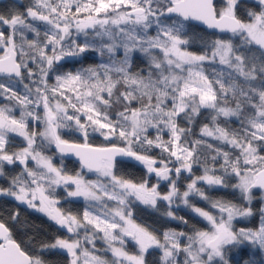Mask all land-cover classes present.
<instances>
[{
	"label": "snow or ice",
	"instance_id": "1",
	"mask_svg": "<svg viewBox=\"0 0 264 264\" xmlns=\"http://www.w3.org/2000/svg\"><path fill=\"white\" fill-rule=\"evenodd\" d=\"M237 3L238 0H227L226 7L217 12L214 0H59V3L56 0H35L24 14L0 15V25L10 30L7 34L0 31V74L9 78L8 84L0 83V95L8 100L15 99L20 106L19 118L13 107H0V175L5 164L22 166L20 174L12 178L10 185L0 188V197H10L19 205L44 214L69 234L78 236V230L85 229L88 242H91L88 226L95 233L102 232L115 257L112 264H145L144 255L151 248L161 250L162 264H176L179 252L185 254V264H229L226 249L245 242L264 252V207L260 209L261 224L257 230L240 229L238 232L233 229L232 221L253 215L251 207L240 208L216 201L212 208L218 210L219 217L193 207L195 213L208 221L210 229L191 235L165 231L162 239L131 219L132 198L154 209L159 201H164L168 205L166 216L177 219L172 209L175 201L181 199L188 206V197L193 193L207 199L197 187L198 182L226 186L229 167L230 174L237 179L233 187L240 191L245 201H251L252 189L264 190V167H257L264 165V157L258 158V149L264 148V53L258 58L250 54V47L245 48V45L255 44L264 49V0H258L259 12H249L248 22L236 17ZM173 14L180 19H173ZM189 20L201 21L209 28H218L239 37V45L223 39L213 42L211 60L218 59L224 66L216 74L215 81L203 69L205 61L209 60L208 55L195 54L184 47L188 43L184 38V23ZM34 21L46 25L45 38L28 41L32 52L25 60L24 45L17 44V36L27 30L39 37L40 29L33 24ZM73 26L76 33L85 35L84 43H78ZM89 29L100 38L99 41L87 39ZM153 29L155 35L150 34ZM121 49L123 56L117 60ZM89 50L98 51L102 57L107 55V61L97 67L57 74L55 85L47 83L54 66H60L67 57ZM136 53L147 58L146 73L143 69L132 71ZM29 61L38 65L43 76L41 82H37L36 73L28 66ZM24 71L35 85V91L25 85L27 92L21 96L13 89L12 81L16 78L22 81ZM257 81L259 88L256 87ZM120 87L123 91L119 92L117 99L123 103V110L113 120L107 109ZM230 95L235 100V107L228 105ZM145 99L147 103H143ZM137 101L141 102V107H132ZM41 106L43 116L35 110ZM201 108L216 113L212 117L214 122L220 116L242 118L246 108L249 114L241 121L243 132L240 134H230L221 127L211 129L207 125L201 129L203 136L238 149L239 156L233 162L229 154L223 152L221 167L225 175H216L213 169L205 167L204 174L192 178L187 190L181 193L176 180L172 179L173 168L177 177L182 172L191 175L199 158L195 146H189L184 139L185 130L180 128L177 119L184 114L191 121ZM29 120L43 123L44 130L30 132ZM73 123L85 137L91 128L106 139L118 137L126 146L83 151L81 145L69 144L59 134L62 127H72ZM149 129H156L155 140L149 138ZM165 129L169 133L167 142L160 135ZM12 135L23 138L25 146L9 152ZM37 137L49 145L54 144L60 153L74 151L82 166L98 172L104 182L85 180L80 174L65 175L62 169L54 166L52 158L44 154L42 146H37ZM199 143L201 141L196 142ZM137 144L143 151L135 150ZM83 147L87 148V145ZM152 147L167 153V159L157 160L146 154ZM220 154L221 151L217 150V155ZM116 156L139 162L149 177L155 174L158 182L169 181L168 191L161 193L158 183L149 186L148 179L136 183L116 176L113 171ZM212 159L215 161L217 156ZM29 161L34 167H29ZM69 184L75 185V190H69ZM61 185L65 186L69 197H83L85 201L94 202L101 211L86 208L83 222L77 215L62 211L58 206L60 201L54 195ZM18 215V212L13 214L12 219H17ZM179 219L183 220L182 217ZM125 237L135 242L138 254L132 255L123 247L114 246L117 242L122 246ZM49 247L66 252L69 264H80L81 255L89 256L87 251L81 252V240L73 239L71 235L67 239L57 238ZM92 260L95 264H108L96 256ZM0 264H42L40 259H33L21 249L4 221H0Z\"/></svg>",
	"mask_w": 264,
	"mask_h": 264
},
{
	"label": "trees",
	"instance_id": "2",
	"mask_svg": "<svg viewBox=\"0 0 264 264\" xmlns=\"http://www.w3.org/2000/svg\"><path fill=\"white\" fill-rule=\"evenodd\" d=\"M221 1L222 0H215L214 5L216 10L221 6ZM34 2L35 0H22L20 5H17L9 0L1 2L0 15L9 16L10 14H24L26 9L32 6ZM56 2L59 3V0H56ZM82 2H86V0H82ZM259 11L260 6L258 0H238L237 5L235 6L236 17L244 22L250 20L249 12ZM173 19L180 18L173 17ZM33 24L40 29L39 37H37L35 33L29 32L27 30H25L23 34H18L17 36V44L19 45L23 43L24 45L23 59L25 60H28V56L32 52V50H30L28 47V41L37 39L42 41L45 38L44 30L46 25L39 21H34ZM0 31H5L7 34L10 30L4 25H0ZM183 31L184 38L188 41L184 47L188 51L195 54H207L209 56L211 46L216 39H228L231 40L234 45L240 44L239 37L234 34L218 35L210 33L189 22L184 23ZM88 32L89 35L87 39L89 41H99L100 38L95 36V33L92 29H89ZM73 34L74 36H78V43H84L85 35L83 33H76L75 29H73ZM150 34L155 35L154 29L151 30ZM248 47L251 48L250 54H254L258 58L262 53H264V50L260 49L258 45H245V48ZM122 56L123 50L121 49L117 53L116 59L119 60L122 58ZM135 57L136 58L132 64V71L137 72L143 69L146 73L148 70L147 58L139 53H136ZM105 61H107V55L102 57L98 51L94 50H89L75 57H67L62 63H60V66H54V69L50 72V76L47 79V83L50 86L55 85V77L57 74L62 75L70 71L76 72L82 68L97 67ZM28 66L34 70L36 75L40 73L37 64L29 61ZM223 68L224 66H221L217 60L213 62L211 59H209L203 64L205 74L208 75L213 81H215L216 74H218ZM214 70L216 71L214 72ZM226 74L227 70L225 69V75ZM41 81V79H37L38 83ZM0 83L8 84L9 80L6 78H0ZM25 85H28L33 91H35V85L26 77V73H24V79L22 81L15 79L12 81L13 89L21 96L27 92ZM216 87L218 90L219 86L217 85ZM256 87L259 88V81L256 82ZM121 91H123V87H120L116 90L115 95L112 97L111 106L107 109L108 114L113 118V120H115L116 114L123 110V103L117 99L119 92ZM2 96L3 95H0V97ZM256 102L259 103L258 97H256ZM143 103H147V100L145 99ZM228 105L230 107H235V100L231 97V95L229 96ZM2 106L13 107L14 114L19 117L20 106L15 99L8 100L7 98H4L0 100V107ZM168 106L171 107L170 101ZM132 107H141V102H134ZM35 110L40 112L42 110V106ZM69 111H71V109H69ZM248 114L249 110L246 108L244 117L242 118L235 116L226 118L220 116L215 122L212 120V117L216 115V113L213 110L207 108H201L199 113L191 118V121H189L187 116L181 114V116L177 119V123L179 124L180 128L185 130L184 139L189 143V146H195L196 154L199 158V163L193 165L191 175L189 173L187 174L186 172H182L178 177L176 184L181 193L186 190V185L190 183V179L202 176L204 174L205 167L213 169L214 174L216 175H225V170L221 167V165L224 164V157L222 155L223 152H227L229 154L230 161L233 162L236 160L237 156H239L238 149H235L223 141L213 137L203 136L201 129L207 125L211 129H214L215 127H221L227 130L230 134H240L243 132L241 121L242 119H246ZM28 126L29 131L31 132L32 120L28 121ZM61 135L66 141H80L79 131L76 130L74 123L73 126L70 127V131H63ZM160 135L164 142L169 140V133L166 129ZM156 136V129H149V138L155 140ZM86 139L87 143L99 146L125 144L122 140L115 136H109L106 139L105 136L99 131H92L91 128H89ZM39 141L40 140H38L37 137V146H42L45 155L53 154L51 149L47 148V146L43 145ZM197 141H201V143L196 144ZM134 147L137 151H143L139 144L135 145ZM217 150L221 151L220 155H217ZM146 154L157 160H160L161 158L167 159V153L162 152L160 148L156 147L149 149ZM213 156H217L215 161L212 159ZM259 157H264V148L258 149V158ZM59 160L60 162L57 165L60 169H62L63 173L73 175L77 172L78 168L75 162L65 159ZM240 164L241 167H243L242 158L240 160ZM257 167H264V165H258ZM113 171L115 172L116 176L123 177L136 183H141L145 179H148L149 186L155 183L152 175L149 177L144 167L134 165L130 162L117 161L114 165ZM20 172V169L17 170V168L5 164L3 166V174L0 175V188L8 187L12 178L20 174ZM228 173L229 174L226 178V186H209L202 181L198 182L197 187H199L200 190L205 193L207 199L201 198V196L198 194H191L188 197L189 204L214 214L217 213V209L212 208V203L216 201L235 204L240 208L251 207L253 215L235 220L234 224L241 228L254 229L257 227L260 221V207L262 206V200L260 197H256V193H254L251 201L247 203L241 196L240 192H238L233 187L237 179L235 176L230 174V167L228 168ZM160 191L161 193L167 192L168 187L162 185L160 187ZM54 195L60 199L59 207L64 212H70L73 215H77L79 218H81L84 208L83 201L66 198L64 199V191L61 190L55 191ZM130 207L132 209L133 216L146 224L154 233L160 236L161 239L165 231H175L177 233L183 232L186 235H191L194 232L202 230L204 227H206V223L198 215H195L187 207L182 206L181 204H179V206L174 205V208H177V211L183 220L171 219L167 217L166 212L168 211V205L164 201H159L155 209L140 204L135 200L134 202H131ZM17 212L19 213L18 218L13 220L12 216ZM174 214L176 215L177 213ZM0 221H4L8 224L13 239L21 246V249L33 259H40L42 264H69V258L65 252L48 248V245L55 239L66 237V235H64V233L60 231L57 226L47 219L43 214L32 209H28L26 205H19L10 197H0ZM184 221H186V223ZM181 239L184 240L185 243L187 242L184 237ZM225 256L229 260V264H246V262H249V264H264V254L260 252L258 248L249 243H244L243 245H238L235 247H229L226 249ZM161 257V252L158 249H150L145 255V261L147 264H162ZM175 259L177 264H185V254L183 252H179Z\"/></svg>",
	"mask_w": 264,
	"mask_h": 264
},
{
	"label": "rangeland",
	"instance_id": "3",
	"mask_svg": "<svg viewBox=\"0 0 264 264\" xmlns=\"http://www.w3.org/2000/svg\"><path fill=\"white\" fill-rule=\"evenodd\" d=\"M226 5H227V0H222L221 1V6L219 7V9H217V12H220L223 8H225L226 7ZM216 9V8H215ZM249 21V20H248ZM248 21H246V22H248ZM73 29H75L74 28V26H73ZM233 34V33H232ZM217 40V39H216ZM223 40H225V39H223ZM226 40H228V39H226ZM187 50V49H186ZM264 50V49H263ZM211 51H212V48H211ZM211 51H210V53H209V59H211ZM0 55H2V52H0ZM217 61H218V59H217ZM24 73H26V77H27V72H24ZM40 77L41 78H43V76H42V74L41 73H39V74H37L36 75V79H40ZM7 80H9V79H7ZM5 97L4 96H2V97H0V100H2V99H4ZM56 103V101L54 102L53 101V104H55ZM39 114L41 115V116H43V108H42V110L39 112ZM196 115V114H195ZM195 115H193L192 117H194ZM18 117V116H17ZM19 118V117H18ZM32 131H36V132H41V131H43L44 130V124L43 123H40V124H37L35 121H32V129H31ZM63 131H70V127H62L60 130H59V134H60V136H61V138H62V135H61V133L63 132ZM17 137H19V136H17ZM20 139H21V141H19L20 142V144L19 145H17V146H19L20 148H22L23 146H25V142H24V140H23V138H21V137H19ZM63 139V138H62ZM79 139H80V143H87V139H86V137L84 136V134L82 133V132H80L79 131ZM10 140L12 141V139L10 138ZM38 140H40L39 142L40 143H42L43 145H45V146H47V148H49L51 145H49V144H47L46 142H44V141H42V138H40V137H38ZM65 140V139H64ZM24 142V143H21V142ZM17 142V141H16ZM36 143H37V141H36ZM115 145H118V144H115ZM119 146H122V147H124V146H126L125 144L124 145H119ZM20 148H18L17 147V149H15V151H18ZM53 154H48L47 156H49V157H51L52 158V162H54V166H57V164L60 162V156L58 155V154H56L55 152H52ZM54 158H56V160L54 161ZM160 165L159 164H157V167H159ZM176 166H178V165H176ZM34 167V166H33ZM170 167H171V165H170ZM57 168H59L58 166H57ZM79 169V168H78ZM187 174H188V172H186ZM77 174H80L81 176H83V178L85 179V180H90V181H99V182H104V178L97 172L96 173V176H92V175H88V173L87 172H83L81 169H79L78 170V172L76 173V174H74L73 176H76ZM181 175V174H180ZM152 177H153V179H154V181H155V183L154 184H159V186H158V190L160 191V187L162 186V185H165V186H167L168 188H169V181H165V180H160L159 182H158V180H157V178L155 177V174H152ZM195 178V177H194ZM172 179H174V180H176L177 181V179H178V177L176 176V174H175V171H174V168H173V174H172ZM190 182H191V179H190ZM236 183H237V181H236ZM235 183V184H236ZM63 187H64V191H65V186L63 185ZM67 188L69 189V190H75V185H72V184H69V185H67ZM236 189V188H235ZM57 190H60L59 189V187H57L56 188V190L55 191H57ZM186 190H187V185H186ZM185 190V191H186ZM238 192H240L238 189H236ZM161 192V191H160ZM164 193H166V192H164ZM183 193V192H182ZM254 193H256V197H260L261 198V200H262V206L261 207H264V190H257V189H252V198H253V194ZM195 193H193V195H194ZM241 194V193H240ZM64 199L66 198V199H72V198H79L80 200H82L83 201V203H84V208H83V212H84V210L86 209V208H91L94 212H100L101 211V209L100 208H98L96 205H95V203L94 202H89V201H85L84 199H83V197H69L68 195H67V191H65L64 192ZM241 196H242V194H241ZM56 198H58V197H56ZM74 200H76V199H74ZM134 198H132V201L134 202ZM59 201H60V199H59ZM247 203H249V201H246ZM109 204H112V202H108ZM139 203V202H138ZM179 204H181L182 206H185L184 204H183V202H182V200L181 199H177L176 201H175V203L172 205V209H173V211H174V213H177L175 216L177 217V219H179L180 218V215H179V213H178V211H177V208H174V205H177V206H179ZM185 207H187L192 213H194L195 215H198L197 213H195L193 210H192V208L193 207H196V206H193L192 204H189L188 206H185ZM261 207H260V209H261ZM62 210V209H61ZM203 210V209H202ZM63 211V210H62ZM83 212H82V216H81V218H80V220L83 222ZM68 213V212H67ZM210 214H213V215H215V216H217V217H219V212H218V210H217V213L216 214H214V213H211L210 212ZM199 216V215H198ZM200 217V216H199ZM205 223H206V227H204L202 230H199V231H207V230H209L210 229V227H211V225L208 223V221H206L205 219H203L202 217H200ZM242 218H244V217H237V218H235L233 221H232V226H233V229L235 230V231H239L240 229H245V230H257L259 227H260V224H261V219H260V221H259V223H258V225H257V227L256 228H254V229H248V228H241V227H239V226H236L235 224H234V221L235 220H239V219H242ZM131 219H132V221L135 223V224H138V225H140V226H142V227H146V225L144 224V223H142V221H140L139 219H137V218H135L134 216H133V214H132V217H131ZM149 230L150 231H152L150 228H149ZM79 231V234L81 233L82 234V237H79V236H75V237H72L73 239H80L81 240V242H82V248H81V252H83V251H87L88 253H89V256L87 257V258H85L83 255H81V257H80V264H95V261H93L92 260V257L93 256H96V257H99L100 259H102V260H104V261H106V262H108V264H112V262L115 260V257L113 256V254H112V252H111V250H110V248H109V244L106 242V240L104 239V236H103V233L102 232H99V233H95V230L94 229H92L91 228V226H88V234H89V236L91 237V242H88V240H86L85 239V229H79L78 230ZM93 233H95V235H92ZM64 239H67V238H65V237H63ZM56 240V239H55ZM55 240L53 241V242H51L49 245H48V248H50V249H52L51 247H49L52 243H54L55 242ZM133 241V240H132ZM135 243V242H134ZM247 242H245V244H246ZM126 246H124V245H120L118 242L117 243H115V245L114 246H116V247H123V249L125 250V251H127L129 254H132V255H135V254H138V252H139V249H138V246L136 245V246H132V247H130V246H128L127 245V243H126V241H125V243H124ZM257 248V247H256ZM151 249H157V248H151ZM56 250H59V249H56ZM100 250V251H99ZM159 250V249H158ZM259 250V249H258ZM60 251H62V250H60ZM106 251H108L111 255H108V254H106L105 252ZM160 252H161V250H159ZM260 251V250H259ZM261 252V251H260ZM263 254H264V252H262ZM161 255H162V252H161ZM176 264H177V262H176Z\"/></svg>",
	"mask_w": 264,
	"mask_h": 264
},
{
	"label": "water",
	"instance_id": "4",
	"mask_svg": "<svg viewBox=\"0 0 264 264\" xmlns=\"http://www.w3.org/2000/svg\"><path fill=\"white\" fill-rule=\"evenodd\" d=\"M4 1H7V0H0V3L1 2H4ZM9 1H12L13 3L17 4V5H20L22 3V0H9ZM215 2V0H214ZM215 7V5H214ZM173 17H177L175 14H173ZM179 18V17H178ZM186 22H189L191 24H194L196 26H199L200 28L206 30L207 32H210V33H214V34H218V35H229V34H232L231 32H228V31H222L221 29H218V28H209L207 25H205L203 22L201 21H196V20H189V21H186ZM63 61H61L60 63H62ZM6 75L4 74H0V77H4ZM69 144H77V145H81L82 146V150L83 151H87L88 149H107V148H112V147H122V146H119V145H103V146H99V145H93V144H89V143H80V142H73V141H68ZM87 145V148H84L83 146ZM51 149L53 152H55L56 154H58L60 157L64 158L65 160H71L73 162H75L76 164H78L79 166H81L83 169H87L85 167L82 166L81 164V161H80V158L79 156L76 155V153L74 151H66L65 153H60L54 144H52L51 146ZM117 161H126V162H130L134 165H137V166H140V167H143L142 164H140L139 162L131 159V158H128V157H121V156H116L114 158V165ZM22 167V166H20ZM89 170V169H87ZM94 171V170H93ZM96 172V171H94ZM254 189H257V190H261L259 188H254ZM57 226V225H56ZM57 228L62 231L64 234L66 235H72V234H69L66 229H62L60 228L59 226H57ZM28 255V254H27Z\"/></svg>",
	"mask_w": 264,
	"mask_h": 264
},
{
	"label": "flooded vegetation",
	"instance_id": "5",
	"mask_svg": "<svg viewBox=\"0 0 264 264\" xmlns=\"http://www.w3.org/2000/svg\"><path fill=\"white\" fill-rule=\"evenodd\" d=\"M0 78H6V79H9L7 76H4V77H0ZM40 79L41 80H43V78H41L40 77ZM15 80H18V81H21V80H19L18 78H16ZM11 139H12V141L10 140V142H9V145H8V150H9V152H13V151H15V149H17V147L18 148H20L19 146H17V145H19L20 144V142L19 141H21V139L19 138V137H17V136H15V135H12L11 136ZM17 141V142H16ZM21 143H24L23 141L21 142ZM52 146V145H51ZM51 146L49 147V149H51ZM52 150V149H51ZM56 158H54V160H55ZM60 159H64V158H60ZM53 164H54V162H53ZM7 165V164H6ZM8 166H12V167H15V168H17V170L18 169H20L21 170V167L18 165V164H16V165H8ZM34 166V163L33 162H31V161H29V167H33ZM58 166V165H57ZM56 166V167H57ZM144 167V166H143ZM77 168H79V169H81L83 172H87L88 173V175H92V176H96V173L97 172H94V171H89V170H87V169H83L81 166H79L78 164H77ZM78 169V170H79ZM114 169V168H113ZM144 169H146L145 167H144ZM78 170H77V172H78ZM147 171V170H146ZM76 172V173H77ZM75 173V174H76ZM65 175H70V174H66V173H64ZM74 175V174H73ZM73 175H71V176H73ZM59 189L61 190V191H64V187H63V185H61V186H59ZM65 192V191H64ZM73 200L74 199H76L77 201H80V199L79 198H72ZM82 201V200H81ZM59 206V205H58ZM42 214V213H41ZM44 215V214H43ZM45 216V215H44ZM46 217V216H45ZM47 218V217H46ZM48 219V218H47ZM52 222V221H51ZM54 223V222H53ZM143 223V222H142ZM56 225V224H55ZM146 225V224H145ZM146 228L149 230V227L146 225ZM64 235H66V234H64ZM69 236L70 235H66V237L65 238H69ZM72 237H75L76 235H71ZM78 236L79 237H82V234L80 233L79 234V231H78ZM60 238H63V237H60ZM81 239V238H80ZM125 239V241H126V243H127V245L128 246H130V247H134V246H136V244L134 243V241H132L131 240V238L130 237H125L124 238ZM124 246H126L125 244H123ZM150 250V249H149ZM148 250V251H149ZM100 251V250H99ZM64 252V251H63ZM66 253V252H65ZM105 253H107L108 255H111L108 251H106ZM67 254V253H66ZM145 255H146V253H145ZM145 255H144V260H145ZM69 258V257H68ZM70 259V258H69ZM145 264H147L146 263V261H145Z\"/></svg>",
	"mask_w": 264,
	"mask_h": 264
}]
</instances>
